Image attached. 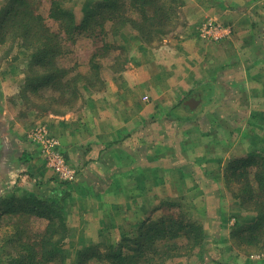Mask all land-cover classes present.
Here are the masks:
<instances>
[{
    "label": "rangeland",
    "instance_id": "374dc122",
    "mask_svg": "<svg viewBox=\"0 0 264 264\" xmlns=\"http://www.w3.org/2000/svg\"><path fill=\"white\" fill-rule=\"evenodd\" d=\"M6 1L0 0V11ZM53 1L56 0H28V5L34 14H40L44 18V23L50 31H57L60 25L49 15ZM57 1L64 9L71 10L76 21L80 22L86 10L101 0ZM159 1L166 4L167 8L172 7V9L169 8L172 21L169 25L170 31L162 36L161 40L154 36L152 43L151 41L143 42L136 31L130 27H124L116 36L110 32L102 33V29L98 26L91 28L94 19L90 18L81 26L74 40L63 38L65 54L60 58V63L63 66L77 64L76 70L90 73L88 61L90 56L95 54L96 59L99 58L102 63L100 72H110L113 71L111 69L113 67L107 64L109 60L113 61L111 57L114 52L120 53L127 60L129 51L133 49L131 44L142 42L145 45H156L167 36L179 35L184 29H187L188 36L194 41V53L203 62L226 59L229 65L231 62L236 64L242 59L245 62V56H249L248 58L254 62L257 60L258 66L253 64L248 71L245 69L247 65L245 63L243 71L235 66L225 69L232 75H236V78L241 76L244 78L246 75L247 83L246 81L238 85L235 83L231 93H227L226 96L222 94L220 97L211 95L209 100V95L206 91L203 92L202 88L199 96L201 98H197L199 101L195 100L194 96L193 103L197 106H193V109L184 107L180 109L184 118L188 117L189 121L199 126L197 130L192 131L194 134L190 137L205 138L200 141L196 154L192 156L193 161L195 160L193 164L198 162V166L200 165V169L205 173L204 177L149 178L150 182L153 180L151 186L162 189L160 192L144 191V177H134V183L126 182L125 184L120 178L121 185L128 189V193L120 194V200L118 199V205L120 204L121 208H101V199L104 195L97 192L103 185L96 179L88 181L91 185H83L81 181H78L81 165L75 166L67 159L70 166L75 169V178L72 181H61L46 166H42L43 175L39 190L31 192L34 195L40 192L41 199H45L47 195L44 186L61 182L58 186L60 194H69L66 195L63 211L61 210V216L67 228L64 248L61 247V252L66 255L65 264H101L98 256L107 251L109 244L117 243L122 232L132 233L140 219L146 218L149 214L156 218L160 214L168 213L175 218L181 217L184 220L190 219L200 223L205 233V247L202 263L198 260V252H195L190 256L176 257L165 264H264L263 258L256 257L264 250L263 243L245 240L246 233L249 232L245 219L254 217V212L251 211L253 201L247 192L243 193L245 188L243 179L239 178V172L242 170H252L253 167H257L256 164L263 167L264 163V34H256L255 41H258L253 44L251 48L253 51L243 50V31L240 30L239 19L236 16L230 19L228 14L229 10L239 11L240 7L242 8L240 0L236 2H228V0ZM201 6L203 9L199 11ZM131 9L134 13L138 11L134 7ZM192 13L193 21L190 19ZM208 21L229 27L231 35L217 41L202 37L200 28ZM107 28V26L104 27V29ZM103 46H110V48L104 50ZM117 46L121 49H117ZM29 57L30 51H24L18 43H13L11 40L0 42V118L3 122L2 128L5 126L6 129L8 128L5 134H8L9 138L16 131L18 132L15 129L17 122L19 125L22 121L25 123L23 135L26 139H28L27 133L35 125L45 124L49 130L47 123L40 118L51 111L41 112L33 105V103L43 102L37 94L49 93L48 87L37 92H33L30 88L24 89ZM200 61L197 68L200 67L207 72L212 71L206 67L205 63L201 65ZM215 66L213 64V68ZM247 72L249 75L258 74V76L253 77L251 81ZM222 75L224 76L220 74ZM94 82L93 89H100L101 78L94 79ZM251 86L258 88L257 95L247 94V89H251ZM21 89L26 90L29 101L25 102V99L20 97ZM88 91H91V88L83 83V93L80 90V96L70 110L79 107L83 94ZM189 98L193 99V95ZM196 107L201 110L200 113L196 112ZM55 108L60 110L58 113L69 111L62 106H55ZM196 114L198 115L194 116ZM22 117H24L23 120ZM3 131L0 132V136H3ZM183 165L184 168H178L181 169L180 171L187 169L186 164ZM27 184L22 182L20 185ZM133 184L135 186L131 187ZM251 185L254 194L263 200L264 196L259 188L252 181ZM14 195L23 197L25 200L29 196L28 193H21V191H16ZM108 200L112 204L111 196ZM127 201L133 204L130 209L124 207ZM170 202L176 205H169ZM94 205H98L96 211H93ZM21 211L3 215L1 218L0 264H8L9 259L17 251L23 250L22 243L38 240L45 229L46 218H39L33 213ZM53 218L57 224L59 217ZM235 229L239 232L236 233ZM12 235L13 239L9 240ZM263 238L264 235L261 236V239Z\"/></svg>",
    "mask_w": 264,
    "mask_h": 264
},
{
    "label": "crops",
    "instance_id": "0c3cea01",
    "mask_svg": "<svg viewBox=\"0 0 264 264\" xmlns=\"http://www.w3.org/2000/svg\"><path fill=\"white\" fill-rule=\"evenodd\" d=\"M231 1L239 0H228ZM240 5L239 11L229 10L228 14L230 19L235 16L239 19L243 50L248 52L258 41L256 34H264V0H240ZM202 9L201 6L199 11ZM131 46L122 69L101 73V88L83 94L78 108L65 113L48 112L40 118L59 140L66 159L75 166L81 165L78 181L85 185L96 179L103 185L97 192L104 195L101 208H121L120 194L128 193V189L121 185L120 178L125 184L134 183V177H144V191L160 192L162 189L151 186L153 180L150 182L149 178L204 177L198 162L193 164L192 156L205 138L190 137L199 126L184 118L180 109L197 106L193 103L194 96L199 101L202 88L209 100L211 95L231 93L235 83H247L246 75L236 78L225 70L229 66L243 71L245 63L248 71L253 64H259L245 56V62L242 59L229 65L226 59L211 60L216 65L213 68L212 62H203L194 53V41L187 29L177 36L163 38L156 45L136 42ZM197 60L212 71L197 68ZM247 75L250 80L258 76L248 72ZM251 87L247 94L257 95L258 88ZM192 95L193 99L189 98ZM195 110L201 112L197 107ZM1 120L0 132L4 131L0 136V221L3 215L12 214L8 212L7 199L15 197L16 191L39 190L41 169L45 166L38 145L23 135L25 123L17 122L18 132L9 138L5 134L8 128H2ZM179 162L186 164L187 169L180 171L178 168L184 165ZM22 182L28 184L20 185ZM125 204L127 209L133 206L130 201ZM94 206L96 211L98 205Z\"/></svg>",
    "mask_w": 264,
    "mask_h": 264
},
{
    "label": "trees",
    "instance_id": "16d2710c",
    "mask_svg": "<svg viewBox=\"0 0 264 264\" xmlns=\"http://www.w3.org/2000/svg\"><path fill=\"white\" fill-rule=\"evenodd\" d=\"M28 4V0L6 1L0 11V42L11 40L18 43L24 51H30L24 89L30 88L37 92L48 87L49 93L37 94L43 102L33 103L41 112L50 110L58 113L60 110L55 106L72 109L80 96L82 84L93 89L94 79H100L102 63L99 58L96 59L95 54L88 61L92 77L90 73L76 70L77 64L63 66L60 63V58L65 54L63 38L74 40L88 19H94L92 29L98 26L102 33L110 32L113 36L118 35L124 27H130L146 43H152L154 36L161 40L170 31L169 25L172 23L169 9L172 7L167 8L159 0H101L86 10L80 22L76 21L71 10L64 9L56 0L52 2L49 15L59 23L60 29L50 31L44 18L40 14H34ZM131 7L138 11L131 12ZM105 26L108 28L104 29ZM119 47L116 48L120 50ZM108 48L110 46H103L104 50ZM111 59L113 61L109 60L106 64L113 67V71L121 70L126 62L118 52H114ZM19 93L25 102L29 101L26 90L21 89ZM256 166L252 170L239 172V178L243 179L245 187L243 193L247 192L253 201L251 211L254 212L252 219L244 220L249 228L245 240L254 243L261 241L264 245V238L261 239L264 235V199H259L254 194L251 185L252 181L264 196V163L263 167ZM60 183L44 186L47 195L45 199H41L40 192L34 195L27 191L25 193L29 196L26 200L20 196L7 199L9 213L22 210L21 212L33 213L47 220L40 238L22 243L23 250L17 251L8 264H65L66 255L61 252V247L65 244L67 228L61 210L63 211L64 200L69 194H60ZM169 205L176 204L170 202ZM55 216L59 217L57 224L53 220ZM234 231L239 232L236 229ZM120 237L117 243L109 244L107 251L98 256L101 264H165L176 257L190 256L195 252L199 254L200 263L203 260L205 233L202 225L190 219L175 218L170 213L160 214L156 218L149 214L140 219L132 233L126 234L124 231ZM10 239H13V235Z\"/></svg>",
    "mask_w": 264,
    "mask_h": 264
},
{
    "label": "built area",
    "instance_id": "2783aa9c",
    "mask_svg": "<svg viewBox=\"0 0 264 264\" xmlns=\"http://www.w3.org/2000/svg\"><path fill=\"white\" fill-rule=\"evenodd\" d=\"M200 35L211 40H220L231 35V29L217 22L208 21L200 28ZM27 138L38 145L45 166L61 181H72L75 178L73 169L64 156L59 140L50 133L45 124L33 126L27 133ZM264 259V250L256 256Z\"/></svg>",
    "mask_w": 264,
    "mask_h": 264
}]
</instances>
